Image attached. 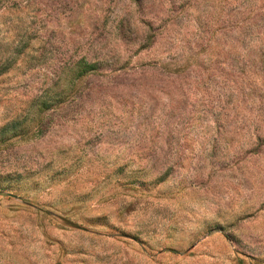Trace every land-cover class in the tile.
Segmentation results:
<instances>
[{
  "label": "rangeland",
  "instance_id": "374dc122",
  "mask_svg": "<svg viewBox=\"0 0 264 264\" xmlns=\"http://www.w3.org/2000/svg\"><path fill=\"white\" fill-rule=\"evenodd\" d=\"M0 264H264V0H0Z\"/></svg>",
  "mask_w": 264,
  "mask_h": 264
}]
</instances>
